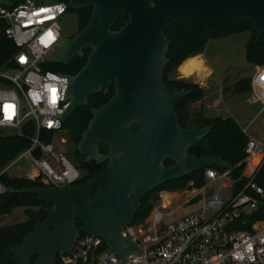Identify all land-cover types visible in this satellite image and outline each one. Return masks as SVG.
Instances as JSON below:
<instances>
[{
  "label": "water",
  "instance_id": "1",
  "mask_svg": "<svg viewBox=\"0 0 264 264\" xmlns=\"http://www.w3.org/2000/svg\"><path fill=\"white\" fill-rule=\"evenodd\" d=\"M20 1L26 0H7V4ZM68 1L73 10L91 7L93 12L86 27L71 38L64 56L63 64L69 65L91 48L87 64L77 74L67 75L69 105L62 121L88 105L90 95L109 93L114 87V96L93 109L75 151L87 163L107 166L81 185L22 191L50 208L21 245L7 249L15 264H57L59 254H68L80 233L104 239L125 261L137 247L122 231L134 222L148 194L206 168L231 170L222 156L200 158L188 152L214 126L185 129L179 122L178 104L190 91L164 82L172 44L167 33L173 19L211 27L252 21L257 42L264 36V0ZM124 11L130 13L129 22L113 30ZM101 144L109 149L106 155L100 152ZM166 161L173 162L172 166H166Z\"/></svg>",
  "mask_w": 264,
  "mask_h": 264
},
{
  "label": "built area",
  "instance_id": "2",
  "mask_svg": "<svg viewBox=\"0 0 264 264\" xmlns=\"http://www.w3.org/2000/svg\"><path fill=\"white\" fill-rule=\"evenodd\" d=\"M7 3L0 0V21L6 22V33L18 52L13 63L0 69V137H7V128L20 129L16 136L29 137L31 145L15 160L28 155L53 187L74 186L88 173L42 140L46 133L63 130L62 116L69 105L68 76L52 71L57 62L45 58L60 44V20L70 14L68 5L62 1ZM256 68L251 87L258 89L264 111V65ZM37 151L42 153L40 158L35 156ZM245 153V170L236 178L233 168L205 169L208 183L191 190L198 210L167 220L171 214L165 215L162 209L174 204V197L167 194L157 199L146 218L126 226L122 236L137 251L130 252L125 261L104 239L80 233L74 248L59 254L57 264H264V221L256 222L252 232L237 226L264 205V143L249 137ZM7 168L0 172V195L8 194L1 180ZM221 180L227 181L225 188L231 187L225 199L209 190Z\"/></svg>",
  "mask_w": 264,
  "mask_h": 264
},
{
  "label": "trees",
  "instance_id": "3",
  "mask_svg": "<svg viewBox=\"0 0 264 264\" xmlns=\"http://www.w3.org/2000/svg\"><path fill=\"white\" fill-rule=\"evenodd\" d=\"M59 1L67 3L68 12L77 16L79 26L78 32L83 30L92 16L93 9L91 7H86L73 10L68 0ZM129 20V11H124L120 15L113 30L119 31ZM170 24L171 27L168 30L167 38L172 41V44L167 53L169 63L163 71L164 82L166 85L172 86L179 91L186 89L190 91V94L178 104L177 114L179 116V122L185 129L214 126L212 132L198 145L189 149L188 152L200 158H204V156H222L232 165L234 170L232 175L236 178L245 170L244 160L247 156L245 148L249 141V136L244 132V129L240 126L238 121L231 117H207L203 112H191L190 107L192 104L202 101L205 97V89L193 82L173 79L170 75L189 58L192 59L187 60L180 67L179 70L181 72L190 65L201 60L197 56L202 55L210 41L243 32L250 33V40L246 44L247 62L252 66H262L264 65V36L257 42V31L255 23L252 21H236L231 24L211 27L202 24H190L173 19ZM6 26L7 24L5 21H0V69H4L10 65V63H13V57L18 52L16 44H14L13 40L10 39L6 33ZM90 52L91 48H87L84 51L83 57H74L69 65H64L63 62L56 63L54 67L50 69L66 75H75L87 64ZM251 81L252 79L250 78H243L235 82L233 93H250L253 89V87H251ZM0 83H2L1 80ZM115 92L114 87H112L109 93L103 92L90 95L88 98V105L78 107V109L72 113L71 117L64 122L63 129L69 132L76 146L81 142L82 134L89 127V122L93 117V109L101 108L104 103L108 102L110 98L114 96ZM53 136L54 132L46 133L42 140L50 144L53 142ZM30 145L31 142L29 137H0V172L5 170L8 165ZM108 150L107 146L101 144V154L106 155ZM41 154V151H37L35 156L40 158ZM76 156L81 160L82 170L88 174L75 185L84 184L90 181V179L98 177L101 172L106 169L107 163L98 164L96 161L87 163L85 162V157L78 154H76ZM165 164L166 166H172L173 162L166 161ZM214 169L219 172L224 171L222 168ZM1 180L8 188V194L0 195V220L17 208H26L27 218L24 222L9 224V226H0V264H15V257L7 249L21 245L26 234L34 231L38 225L37 223L42 222L46 218L50 208L49 204L40 201L37 196L26 193L23 194L22 191L27 188L52 187V184L45 174L39 170L24 178H14L4 173L3 176H1ZM205 182V171H202L193 172L186 177L158 187L154 192L148 194L147 197L142 200V208L135 217V221L143 220L150 214L154 206L153 203L155 202L151 200L155 198L161 189L169 188L170 190H183L187 188V186L200 188L205 185ZM34 208H38V210ZM258 221H264V205L251 215L246 216L237 226L238 229L252 232L253 226ZM79 223L80 226L84 224L82 222ZM37 259L38 258H35L34 261Z\"/></svg>",
  "mask_w": 264,
  "mask_h": 264
},
{
  "label": "rangeland",
  "instance_id": "4",
  "mask_svg": "<svg viewBox=\"0 0 264 264\" xmlns=\"http://www.w3.org/2000/svg\"><path fill=\"white\" fill-rule=\"evenodd\" d=\"M59 0H41L40 5H51ZM63 34L59 45L49 53L45 58L51 62L62 63L65 53L70 45L71 38L78 32V18L75 14H69L61 18ZM250 40V33H237L232 36L212 40L207 45L204 56L205 69L203 61L190 65L184 71L180 67L170 75L173 79L184 80L198 84L205 89V100L201 103H195L190 107L191 112H203L209 117H231L237 120L242 128L247 130V135L264 141V111L261 103L254 101L255 91L249 94H234L233 86L235 82L243 78H253L257 74L256 66L247 62L246 44ZM11 73V72H9ZM191 77H184V76ZM193 75V76H192ZM21 132L20 129L7 128L6 136H16ZM53 151L58 155H65L68 159L82 170L81 160L76 156L77 146L72 141L67 130H60L52 137ZM38 167L30 156L26 155L21 160H14L8 165L6 174L14 178L28 177L37 171ZM248 169V168H247ZM249 173V169L247 170ZM208 181L205 182L207 184ZM227 181L215 184L214 193L222 198H226L231 191V187L225 188ZM192 187L183 190L161 189L154 199L170 194L174 197V204L168 210L162 209L165 215H169L167 220L173 221L175 218H181L199 208V204L193 205L196 199L192 196ZM156 199V200H155ZM155 202L153 204H155ZM177 205L182 206L179 208ZM38 210V208H34ZM26 208H17L12 213L4 216L0 220V226H9V224L20 223L26 220Z\"/></svg>",
  "mask_w": 264,
  "mask_h": 264
},
{
  "label": "crops",
  "instance_id": "5",
  "mask_svg": "<svg viewBox=\"0 0 264 264\" xmlns=\"http://www.w3.org/2000/svg\"><path fill=\"white\" fill-rule=\"evenodd\" d=\"M202 56H204V52L202 53V55H199V56H197V57H199L200 59H201V61H203V71H204V69H205V66H204V60L201 58ZM205 57V56H204ZM193 58H195V57H193ZM189 59H192V58H189ZM189 59H187V60H189ZM186 60V61H187ZM185 61V62H186ZM184 76V75H183ZM193 76V75H192ZM185 78L186 77H191V76H184ZM252 91H255L256 93V95L254 96V101H256L257 103H261V101H260V95H259V91H258V89H255V88H253L252 89ZM252 91L250 92V93H252ZM245 94H249V93H245ZM203 100H205V97L203 98ZM203 100L202 101H200L201 103L203 102ZM200 102H197V103H200ZM195 104V103H194ZM194 104H192V105H194ZM262 104V103H261ZM263 106V105H262ZM218 117V116H217ZM234 119V118H233ZM235 120V119H234ZM239 123V122H238ZM244 129V128H243ZM245 130V129H244ZM246 133H247V130H246ZM249 137H251V136H249ZM251 138H255V137H251ZM255 139H257L258 141H260V142H262V143H264V141L263 140H260V139H258V138H255ZM254 163H255V161L252 163L253 165H254Z\"/></svg>",
  "mask_w": 264,
  "mask_h": 264
},
{
  "label": "snow or ice",
  "instance_id": "6",
  "mask_svg": "<svg viewBox=\"0 0 264 264\" xmlns=\"http://www.w3.org/2000/svg\"><path fill=\"white\" fill-rule=\"evenodd\" d=\"M8 107H11V106H8Z\"/></svg>",
  "mask_w": 264,
  "mask_h": 264
},
{
  "label": "flooded vegetation",
  "instance_id": "7",
  "mask_svg": "<svg viewBox=\"0 0 264 264\" xmlns=\"http://www.w3.org/2000/svg\"><path fill=\"white\" fill-rule=\"evenodd\" d=\"M71 14V13H70ZM65 65V64H64Z\"/></svg>",
  "mask_w": 264,
  "mask_h": 264
}]
</instances>
